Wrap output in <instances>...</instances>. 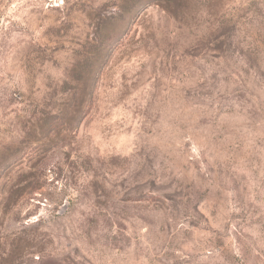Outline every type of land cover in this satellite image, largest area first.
Segmentation results:
<instances>
[{
	"label": "rangeland",
	"instance_id": "rangeland-1",
	"mask_svg": "<svg viewBox=\"0 0 264 264\" xmlns=\"http://www.w3.org/2000/svg\"><path fill=\"white\" fill-rule=\"evenodd\" d=\"M0 264H264V0H0Z\"/></svg>",
	"mask_w": 264,
	"mask_h": 264
}]
</instances>
